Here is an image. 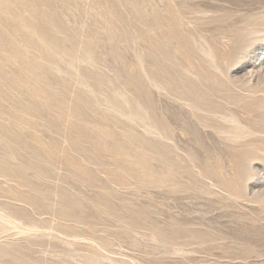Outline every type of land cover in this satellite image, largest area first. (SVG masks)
I'll return each mask as SVG.
<instances>
[{
  "label": "rangeland",
  "instance_id": "obj_1",
  "mask_svg": "<svg viewBox=\"0 0 264 264\" xmlns=\"http://www.w3.org/2000/svg\"><path fill=\"white\" fill-rule=\"evenodd\" d=\"M33 4L59 43L15 42L37 106L0 122L56 156L0 139V264H264V0H0V30Z\"/></svg>",
  "mask_w": 264,
  "mask_h": 264
},
{
  "label": "bare ground",
  "instance_id": "obj_2",
  "mask_svg": "<svg viewBox=\"0 0 264 264\" xmlns=\"http://www.w3.org/2000/svg\"><path fill=\"white\" fill-rule=\"evenodd\" d=\"M30 16H31V20H29L25 24L24 23L23 24L22 23L11 24L12 31L14 32V34L12 32L9 33V30L5 29L7 25L5 27L3 25L4 28L0 30V96L2 98L8 97V93H6L5 90H3L5 87L10 88L13 91H15L14 96L12 97L10 96V99L14 100V101H11L12 103L14 102L13 103L14 107H12L11 110L9 111L4 110L1 107V101H0V118H3V116L5 117V115L9 116L10 114L11 117L9 116V118H11L13 121H16V122L19 117V114H17L18 112H21L22 110L31 111L32 106L34 105L37 106V100L35 98L37 95L36 94L37 90L35 87H30L29 84H27V82L25 81V77H27L25 73L28 70H30L32 66L30 67L27 63L22 62L21 53H23V51L16 45L17 41L20 40L25 45L38 49L33 39L30 37V34L28 33V32H31V33H37V34L40 33L41 38L47 37V40L49 41L52 40L51 42L53 45H57L59 43L58 41L56 42V39L53 36H51L50 31L53 30V27H52L53 25L51 24L53 20L51 18H53L55 15L52 12H49V9L40 11L38 10L37 4L36 5L33 4L32 9L30 11ZM18 17L22 19L23 12L18 14ZM38 17L42 19V22L46 23L47 25L49 24V26H45L44 28H41V29L38 28L36 26V23L34 22L35 20L38 19ZM165 34H166V31H165ZM8 43L10 44V46L8 45ZM158 49L161 50V48L159 47L157 49L152 47L153 51L158 50ZM5 54L9 56L13 55L15 60L13 59V62L11 63L10 62L11 57L8 58ZM23 98L28 100V102L31 101L30 104H28L27 106H24L22 103ZM16 127H18V125L16 124L11 125V126L10 125L6 126L0 122V139H4L6 137L7 139H10L11 141H13V143L19 145L21 148H28L31 152V155L34 158H38L41 155L45 156L47 159L51 161L55 158L56 154L52 153L51 151H47L46 153L47 155H45V152H44L45 149H43V147H39V150H36L34 147H28L25 144V142L21 138L18 137L20 133L15 132ZM3 145H1V147ZM4 146L6 147L9 153H12V154L16 153V155L19 154L17 153V150H15L16 147H10L9 145L8 146L4 145ZM95 146L97 147V149L95 148V152L97 154L99 153L98 150L99 148L101 149V147L98 148L97 144H95ZM82 153L85 156H87L88 152H85L84 150H82ZM0 168H1L0 172H5L7 170L5 165H2L1 162H0ZM78 171L82 172L81 174L83 175L86 181L91 180V177L93 176V171L91 169H82V170L79 169ZM15 172L18 174L21 173L18 171H15ZM98 196L99 198H97V200L95 199L97 205L98 206L102 205L103 208H106V210L108 211H113V208H114L115 215L119 221H126V223H128L131 227L141 226L142 223L144 222L145 219L141 217L143 216V211L141 209H134V210L126 211L120 208V211H119L117 210V207H112V204L109 201L110 197L108 195L99 194ZM122 212H124V214L125 212H128V214L123 215ZM151 230L154 231L158 235V237L161 239L162 242H166L169 240L177 242V239L179 237H184L183 228L178 229V228L169 227V228L162 229L159 226H157V224L156 225L153 224L151 227ZM187 232L188 234L192 233V235L187 234L188 236L184 238L183 241H188V240L193 241V240H196L195 238L200 239V237L196 233H194L193 230L188 229Z\"/></svg>",
  "mask_w": 264,
  "mask_h": 264
}]
</instances>
